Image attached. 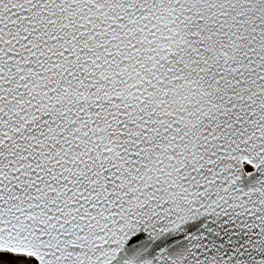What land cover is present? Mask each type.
Here are the masks:
<instances>
[{"label":"snow or ice","instance_id":"snow-or-ice-1","mask_svg":"<svg viewBox=\"0 0 264 264\" xmlns=\"http://www.w3.org/2000/svg\"><path fill=\"white\" fill-rule=\"evenodd\" d=\"M0 264H264V0H0Z\"/></svg>","mask_w":264,"mask_h":264}]
</instances>
